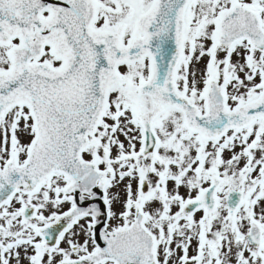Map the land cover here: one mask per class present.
I'll use <instances>...</instances> for the list:
<instances>
[{"label":"snow or ice","instance_id":"snow-or-ice-1","mask_svg":"<svg viewBox=\"0 0 264 264\" xmlns=\"http://www.w3.org/2000/svg\"><path fill=\"white\" fill-rule=\"evenodd\" d=\"M0 264H264V0H0Z\"/></svg>","mask_w":264,"mask_h":264}]
</instances>
